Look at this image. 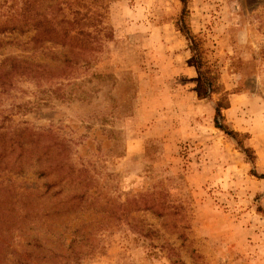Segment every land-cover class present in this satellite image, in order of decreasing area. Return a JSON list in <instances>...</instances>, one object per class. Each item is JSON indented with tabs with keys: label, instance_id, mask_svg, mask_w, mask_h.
<instances>
[{
	"label": "rangeland",
	"instance_id": "rangeland-1",
	"mask_svg": "<svg viewBox=\"0 0 264 264\" xmlns=\"http://www.w3.org/2000/svg\"><path fill=\"white\" fill-rule=\"evenodd\" d=\"M26 1L0 0V23ZM51 2L65 18L77 2L97 9L103 30L68 76H10L0 126L40 133L78 178L55 183L52 166L36 178L34 165L0 177L37 188L0 194V264H264V0H186L238 143L213 125L220 92L195 91L179 0ZM31 33L0 32V62H43Z\"/></svg>",
	"mask_w": 264,
	"mask_h": 264
},
{
	"label": "trees",
	"instance_id": "trees-1",
	"mask_svg": "<svg viewBox=\"0 0 264 264\" xmlns=\"http://www.w3.org/2000/svg\"><path fill=\"white\" fill-rule=\"evenodd\" d=\"M95 1L97 0H92L90 4ZM179 1L182 4V9L174 25L184 36L190 51L189 61L196 71L195 91L203 98L209 97L212 93L220 92L219 98L215 101L213 125L238 143L239 140L236 138L238 133L219 122V119L222 118L221 109L228 107L227 92L223 89L219 91L218 72L204 58L202 40L191 32L186 24L184 18L187 12L186 0ZM80 3L77 2L76 8L71 11V18H65L61 6L55 5V3L53 5L51 2L45 8L42 5V0H27L25 6L17 13V15L24 17L23 19L11 23H0V32L6 31L22 35L32 31L26 41L29 43L28 48L33 51L38 50L43 55V62L35 61L32 58L15 59L11 56L2 59L0 62V87L8 84V78L15 74H43L47 77L58 76L59 74L68 76L69 74H65V71L73 72L76 70L79 61L88 64V56L93 52L95 44L98 42L95 35L103 30V26H101V20H96V16L100 15L99 11L97 9L91 11L87 5L85 6L86 9L82 11L79 6L83 4ZM8 43L10 42L8 41ZM53 62H56L54 67L52 66ZM7 128L2 130L0 126V177L7 175L10 177L12 173L22 175L25 166L32 167L34 165L36 170L32 173L36 178L42 177L44 169L51 166L56 168L55 183L63 184L78 178V173H74L71 168L67 167L63 158L53 159L49 156L48 145L43 149V144L40 145L39 140L40 133L25 128ZM247 149L244 147L242 152L246 154ZM4 179L7 181L8 178ZM6 186L10 190H7ZM6 186L2 188L0 181V194L3 191L5 193L14 192V189L16 195H25L37 191V188L15 186L11 182ZM5 193L1 200L3 197L5 198ZM82 193L83 191H75L73 194L80 196Z\"/></svg>",
	"mask_w": 264,
	"mask_h": 264
}]
</instances>
